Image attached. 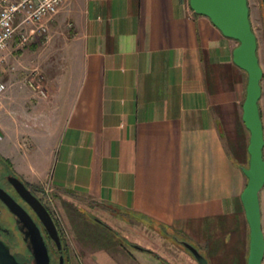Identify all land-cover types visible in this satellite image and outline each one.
Returning <instances> with one entry per match:
<instances>
[{"label": "crops", "instance_id": "crops-1", "mask_svg": "<svg viewBox=\"0 0 264 264\" xmlns=\"http://www.w3.org/2000/svg\"><path fill=\"white\" fill-rule=\"evenodd\" d=\"M248 3L263 70L264 127V0ZM55 17L68 28L59 45L63 70L41 91L49 97L47 134L38 111L36 151L14 162L17 172L181 238L203 235L209 264H247V166L231 155L222 130L233 126L248 144V75L233 58L239 42L196 14L189 0H69ZM1 130L10 137L9 123ZM260 203L264 233V188ZM134 249L140 264H160ZM78 251L85 263L77 264H119L105 252Z\"/></svg>", "mask_w": 264, "mask_h": 264}, {"label": "rangeland", "instance_id": "rangeland-1", "mask_svg": "<svg viewBox=\"0 0 264 264\" xmlns=\"http://www.w3.org/2000/svg\"><path fill=\"white\" fill-rule=\"evenodd\" d=\"M65 25L66 22L55 17L53 23L47 24L48 30L45 34L25 46H19L18 41H14L4 53L7 61L0 75V83L6 86V91L0 94V177L8 174L18 176L48 208L61 236L65 264L85 263L79 254V248L97 253L105 252L108 259L114 258L119 264H135L137 258L139 259L135 246L155 251L160 257L153 254L151 256L160 264H197L179 240L187 241L202 253L206 242L203 235H200L199 240L181 238L177 233L156 222H142L144 220L130 217L110 207H103L82 197L70 193H56L49 183L32 184L15 169L16 161H22L34 149L36 151L32 137L35 127L32 123L35 122L33 118H36L38 111L41 115V131L47 134L46 115L49 110L47 102L49 97L44 96L41 91L53 88L54 79L63 70L64 64L59 49L64 32H68ZM37 93L40 97L36 96ZM8 94H14L16 98L8 100ZM6 123H9L10 130L8 138L1 130ZM230 124L233 125L234 121ZM222 130L231 155L237 162H243L248 167L249 156L240 135L234 142L237 137L234 135V127L228 130L222 127ZM227 131H231V135H228ZM36 146L44 149L49 145L38 143ZM2 154L11 159L5 162L6 158ZM245 156L246 161L243 159ZM97 220L105 223L109 229ZM174 235L176 239L173 238ZM47 239L52 264H59L60 253L55 243L50 238Z\"/></svg>", "mask_w": 264, "mask_h": 264}, {"label": "water", "instance_id": "water-1", "mask_svg": "<svg viewBox=\"0 0 264 264\" xmlns=\"http://www.w3.org/2000/svg\"><path fill=\"white\" fill-rule=\"evenodd\" d=\"M190 8L198 15L208 17L221 33L239 42L235 49L234 63L248 75L246 98L243 103L242 121L250 133L248 153L249 166L242 169L247 185L241 195L246 219L250 228L249 256L247 264H262L264 259V233L260 193L264 188V127L260 115L259 101L262 95L263 70L257 54V36L250 21L248 0H189ZM18 194L36 213L51 240L60 253L59 264H65L63 245L58 227L48 208L17 177L10 178ZM0 199L10 211L28 228L34 264H52L50 249L41 230L31 216L3 189ZM99 223L100 220H97ZM198 264H209L206 257L187 241L179 240ZM137 249L143 250L139 246ZM149 252L152 250L144 249ZM150 253V252H149ZM0 264H25L19 262L10 247L0 239Z\"/></svg>", "mask_w": 264, "mask_h": 264}, {"label": "built area", "instance_id": "built-area-1", "mask_svg": "<svg viewBox=\"0 0 264 264\" xmlns=\"http://www.w3.org/2000/svg\"><path fill=\"white\" fill-rule=\"evenodd\" d=\"M69 0H0V75L7 61L4 54L11 43L25 46L45 34L47 24ZM6 86L0 83V94Z\"/></svg>", "mask_w": 264, "mask_h": 264}, {"label": "flooded vegetation", "instance_id": "flooded-vegetation-1", "mask_svg": "<svg viewBox=\"0 0 264 264\" xmlns=\"http://www.w3.org/2000/svg\"><path fill=\"white\" fill-rule=\"evenodd\" d=\"M13 176L19 178L16 175L9 174L0 177V189L7 192L31 216L35 224L41 230V234L49 247L47 238L50 237L47 231L36 213L14 188L10 181V178ZM27 232L28 228L25 227L22 222H19L18 217H16L7 205L0 199V239L10 247L11 252L15 255L19 262L34 264L31 238L30 235H27Z\"/></svg>", "mask_w": 264, "mask_h": 264}, {"label": "trees", "instance_id": "trees-1", "mask_svg": "<svg viewBox=\"0 0 264 264\" xmlns=\"http://www.w3.org/2000/svg\"><path fill=\"white\" fill-rule=\"evenodd\" d=\"M248 145H249V141H248V144H247L246 146H245V144H244V149H245L247 155L249 156V153H248ZM237 146H238V145H237ZM7 160H8V159H6L5 162H8ZM249 160H250V156H249V159H248V164H249ZM237 163L240 164L239 162H237ZM100 224L103 225V226H105L106 228L109 229V227H108L105 223H103L102 221L100 222ZM173 238L176 239V236L174 235ZM143 250H144V249H143ZM149 252H150L151 254L157 256V257H160V255H158L155 251H149ZM194 259H195V258H194ZM197 264H198V263H197Z\"/></svg>", "mask_w": 264, "mask_h": 264}]
</instances>
